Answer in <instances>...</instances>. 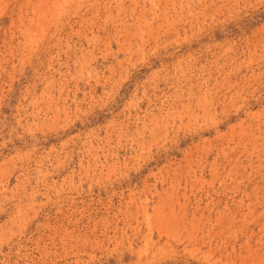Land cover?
<instances>
[{
    "label": "rangeland",
    "instance_id": "rangeland-1",
    "mask_svg": "<svg viewBox=\"0 0 264 264\" xmlns=\"http://www.w3.org/2000/svg\"><path fill=\"white\" fill-rule=\"evenodd\" d=\"M0 264H264V0H0Z\"/></svg>",
    "mask_w": 264,
    "mask_h": 264
}]
</instances>
